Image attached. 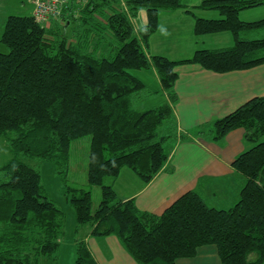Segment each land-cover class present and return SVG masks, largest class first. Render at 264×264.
<instances>
[{"label": "trees", "instance_id": "16d2710c", "mask_svg": "<svg viewBox=\"0 0 264 264\" xmlns=\"http://www.w3.org/2000/svg\"><path fill=\"white\" fill-rule=\"evenodd\" d=\"M263 3L201 0L189 7L183 0H68L61 17L50 20L57 28L32 14L8 15L0 37L7 48L0 52V137L13 156L0 166V264H58L65 234L64 211L40 171L22 156L54 165L74 212V264H97L78 234L85 227L93 236L115 235L137 264H179L205 245L215 247L218 260L204 264H264V95L215 119L208 131L220 140L242 128L249 143L232 162L246 179L232 206L217 208L189 190L155 214L119 198L112 187L124 166L148 182L167 161L165 142L177 136V65L196 63L224 73L264 64V17H239ZM142 9L146 21L135 28ZM176 9L194 16L196 36L229 32L233 43L198 48L181 60L151 54L159 12ZM194 9L218 16H195ZM137 69L155 70L160 88L147 87L134 74ZM163 94L166 100L141 106ZM84 136L90 141L82 185L69 182L68 170L71 142ZM95 185L101 199L92 209Z\"/></svg>", "mask_w": 264, "mask_h": 264}, {"label": "crops", "instance_id": "0c3cea01", "mask_svg": "<svg viewBox=\"0 0 264 264\" xmlns=\"http://www.w3.org/2000/svg\"><path fill=\"white\" fill-rule=\"evenodd\" d=\"M183 1L190 7L201 0ZM141 11L136 17L144 24L146 14ZM246 11H241L239 17L251 20ZM193 14L206 18L218 16L215 11L203 9H194ZM49 24L53 28L59 27L55 20ZM70 27L72 24L68 25L67 22L66 30ZM193 27L194 16L183 9L160 11L159 26L149 39V52L172 60H181L190 57L198 48H217L232 44V36L228 32L196 36ZM176 71L178 77L174 92L177 101L173 107L177 136L165 142L167 161L148 182H144L129 167L124 166L119 170L112 187L119 198L133 199L140 210L155 214L161 213L189 190H196L208 200L216 198L218 193H223L227 196V206L230 207L238 198V189L246 181L245 177L235 170L232 162L239 153L249 147V143L244 138L242 128L230 130L220 140L212 139L208 131L215 119L232 112L254 96L264 95V64L217 73L196 63H184L177 65ZM134 74L144 84L153 86V89H159L161 86L153 69H137ZM166 98V94H163L160 98L148 100L141 106L150 107ZM211 204L217 208H228L218 206L214 201ZM80 236L84 238L97 264H137L115 235L93 236L89 233V228L85 227ZM217 260L215 247L205 245L199 247L195 256L179 259V264H204Z\"/></svg>", "mask_w": 264, "mask_h": 264}, {"label": "rangeland", "instance_id": "374dc122", "mask_svg": "<svg viewBox=\"0 0 264 264\" xmlns=\"http://www.w3.org/2000/svg\"><path fill=\"white\" fill-rule=\"evenodd\" d=\"M32 0H0V37L3 31L5 17L10 14L13 15H31L32 13ZM246 13H249V19H259L264 17V3L246 9ZM141 12L145 13V10L142 9ZM139 15V14H138ZM139 17H135L133 23L135 27L143 25L142 22H139ZM142 23V24H141ZM228 34H230L228 32ZM107 40L109 41L112 37L110 33H106ZM231 35V34H230ZM107 42V41H106ZM233 43V40H232ZM106 48H110L109 43L106 45ZM104 51V47L101 49ZM7 51L6 46L0 41V52ZM134 72V71H133ZM147 87L153 89V86L147 84ZM158 97V94H155ZM89 136H84L78 138L71 142L70 145V166L68 170V180L70 183L74 184H85L86 179V170H84V163L86 155L89 151ZM13 156V153L10 149L7 141L0 137V166L3 165ZM22 161L30 164L31 166L38 169L42 176L43 184L45 185L50 197L54 202L64 211L65 213V234L61 239V247L59 248V264H74L75 257V246L73 244L74 239V227H75V218L74 212L70 204L66 201L64 194L61 190V182L59 178L54 173V165L51 162L44 161L37 157L31 156H22ZM3 179V173L0 170V181ZM92 209H95L101 199V188L99 186H92ZM239 191V189H238ZM214 201L216 205L221 207H228V198L224 196L223 193H218L216 198H210L209 203ZM84 228L80 229L78 234ZM74 251V253H73ZM182 261H180L181 263ZM210 263V262H204ZM45 264H48L45 262ZM183 264V263H181Z\"/></svg>", "mask_w": 264, "mask_h": 264}, {"label": "built area", "instance_id": "2783aa9c", "mask_svg": "<svg viewBox=\"0 0 264 264\" xmlns=\"http://www.w3.org/2000/svg\"><path fill=\"white\" fill-rule=\"evenodd\" d=\"M68 0H32V16L35 21L49 25L52 18L61 17V9ZM80 1V0H78Z\"/></svg>", "mask_w": 264, "mask_h": 264}]
</instances>
